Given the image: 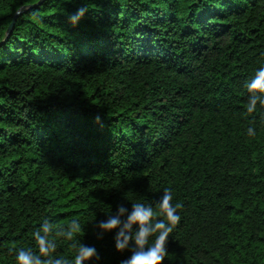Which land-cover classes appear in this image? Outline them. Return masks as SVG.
Returning <instances> with one entry per match:
<instances>
[{"label":"trees","instance_id":"trees-1","mask_svg":"<svg viewBox=\"0 0 264 264\" xmlns=\"http://www.w3.org/2000/svg\"><path fill=\"white\" fill-rule=\"evenodd\" d=\"M40 1L0 0V264L45 216L120 264L95 223L137 200L162 218L165 188L182 219L163 264H264V108L244 88L264 0H86L75 27L81 0Z\"/></svg>","mask_w":264,"mask_h":264},{"label":"clouds","instance_id":"clouds-1","mask_svg":"<svg viewBox=\"0 0 264 264\" xmlns=\"http://www.w3.org/2000/svg\"><path fill=\"white\" fill-rule=\"evenodd\" d=\"M88 12L86 0L81 6L67 14V22L77 26ZM247 93L246 111L253 113L257 107L264 108V65L258 67L245 80ZM246 134L254 137L257 129L249 122ZM162 218H156L154 207L149 202L137 200L130 208L125 204L116 207L106 218L95 223L97 240L105 235H113L114 250L118 254L130 253L120 264H163L167 253L170 233L181 222L179 203L173 202V191L165 188L157 201ZM82 231L81 222L72 220L67 226L57 227L54 220L45 216L39 226L32 231L34 246L17 247L14 264H100V254L93 244L78 238ZM59 240L68 242L73 249L71 257L57 253Z\"/></svg>","mask_w":264,"mask_h":264},{"label":"water","instance_id":"water-1","mask_svg":"<svg viewBox=\"0 0 264 264\" xmlns=\"http://www.w3.org/2000/svg\"><path fill=\"white\" fill-rule=\"evenodd\" d=\"M42 1H44V0H41L39 3L36 4V6L39 5ZM15 18H16V15L14 16L13 22H14ZM13 22L11 23V25L9 27V30L11 29V26H12Z\"/></svg>","mask_w":264,"mask_h":264}]
</instances>
